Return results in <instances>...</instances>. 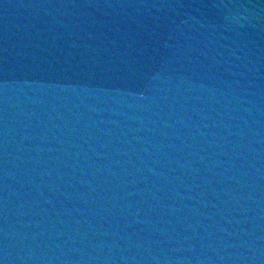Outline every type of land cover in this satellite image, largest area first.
<instances>
[{"label":"water","instance_id":"95a60500","mask_svg":"<svg viewBox=\"0 0 264 264\" xmlns=\"http://www.w3.org/2000/svg\"><path fill=\"white\" fill-rule=\"evenodd\" d=\"M0 264H264V0H0Z\"/></svg>","mask_w":264,"mask_h":264}]
</instances>
